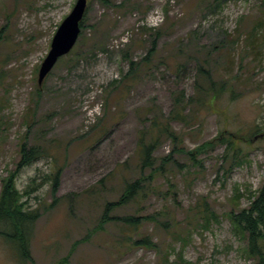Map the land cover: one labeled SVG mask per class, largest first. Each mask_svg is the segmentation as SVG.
Segmentation results:
<instances>
[{
    "label": "rangeland",
    "instance_id": "rangeland-1",
    "mask_svg": "<svg viewBox=\"0 0 264 264\" xmlns=\"http://www.w3.org/2000/svg\"><path fill=\"white\" fill-rule=\"evenodd\" d=\"M75 2L0 0V191L16 171L40 213L31 257L1 235L0 264H256L231 213L264 183V0H88L78 43L38 92L40 66ZM129 60L141 62L136 73ZM198 61L234 89L214 108L195 90ZM167 120L181 142L163 137L158 169L142 170L139 143ZM221 135L242 148L236 161ZM24 140L47 155L17 169ZM140 177V190L101 226L106 203ZM206 211L217 215L208 226ZM125 215L139 216L140 228ZM143 235L156 246L134 244Z\"/></svg>",
    "mask_w": 264,
    "mask_h": 264
},
{
    "label": "trees",
    "instance_id": "trees-1",
    "mask_svg": "<svg viewBox=\"0 0 264 264\" xmlns=\"http://www.w3.org/2000/svg\"><path fill=\"white\" fill-rule=\"evenodd\" d=\"M219 1L217 4H219ZM124 3L118 4L117 6H123ZM86 14V13H85ZM84 26V18L81 21V32L82 27ZM156 37L153 40L152 48L150 50V55L156 53L157 51V42L160 38V30L156 28ZM81 35V33H80ZM80 36L78 38V41ZM77 41V43H78ZM99 42V39L96 40V44ZM76 43V44H77ZM75 47V46H74ZM103 46H94V50H100ZM74 49V48H73ZM106 50V47L103 48ZM72 50L69 52L71 53ZM84 55V50L76 53L72 56L71 61L67 60L69 68H73L78 61ZM147 55L144 59L149 62L151 56ZM65 56L59 59L62 60ZM131 70L130 72L136 73L140 69L141 62H135L129 60ZM199 63V61H198ZM205 63V62H204ZM129 74V73H128ZM229 81L225 79H216L213 77L211 70L204 69L203 62L199 63V72L198 80L195 85V90L199 96V100L202 101V104L208 108H214L217 103V99L221 98V95L225 92L231 91L234 92L233 87L230 88ZM41 88L37 89L40 92ZM217 111V110H216ZM219 113V112H218ZM181 112L177 111L175 117H180ZM154 129H150L152 132L150 139L148 141L141 140L139 143V157L140 161L138 165L142 170L145 168L156 170L158 167L154 163V152L157 148V144L161 141L163 137H169L174 142H181L179 135L172 130L170 125V120L167 121H154ZM152 128V127H150ZM259 128V127H258ZM264 135V129H259ZM231 136L234 137L233 134ZM233 137L220 136L221 142H225L229 145V148H232V156L234 161H236L242 155V148L235 147V140ZM243 138L244 136H239ZM213 141L206 142L203 146V149L207 145H212ZM178 148V147H177ZM175 148L174 150H177ZM201 148V147H200ZM198 148L197 150H199ZM20 159L17 164V169H22L23 167L31 164L32 162L43 158L47 154L40 147L35 144H29V141L24 140L19 147ZM190 154H193V152ZM61 170L58 168L53 173V185L52 191L57 192L59 187V177ZM16 171H11L9 175L2 179V188L0 191V236H4L8 241L14 242L16 246L20 249V255L26 259L31 257L30 255V237L32 232V226L36 219L39 218L40 213L37 209H34L32 206H28V201L24 198L28 195V189L21 190L17 186L16 181ZM36 179L33 178L32 184H34ZM142 177L134 181H127L123 187L122 195L120 196V201H109L106 203L104 212L102 213L100 225L106 223L110 220L109 212L111 209L115 208L116 205H124L128 203L133 197L135 192H138L141 187ZM253 200L250 203L248 208L239 210L238 212L231 213V219L235 228L240 230V232L245 233L248 239V251L251 255L257 258L256 264H264V183L261 188L258 190L255 196L252 197ZM204 210L200 211L203 212ZM212 215V216H211ZM209 214V211H206V214L203 215L202 219L205 221L206 226L210 223L212 218H217L215 213ZM123 222L132 226L134 229H139L141 226V220L139 216L135 215H125L122 217ZM9 237L14 238L10 240ZM136 245H142L144 247L153 248L155 243L149 235H143L141 238L134 241Z\"/></svg>",
    "mask_w": 264,
    "mask_h": 264
},
{
    "label": "water",
    "instance_id": "water-1",
    "mask_svg": "<svg viewBox=\"0 0 264 264\" xmlns=\"http://www.w3.org/2000/svg\"><path fill=\"white\" fill-rule=\"evenodd\" d=\"M88 0H76L71 12L64 18L57 28L52 41L51 47L44 58L38 73V85L43 83L57 64L59 59L67 55L76 45L81 33V21L87 11Z\"/></svg>",
    "mask_w": 264,
    "mask_h": 264
}]
</instances>
